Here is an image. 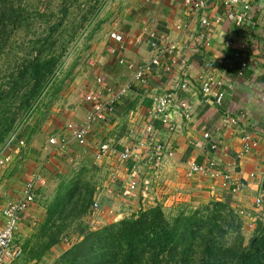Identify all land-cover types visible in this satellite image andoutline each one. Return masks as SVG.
<instances>
[{"label":"crops","instance_id":"1","mask_svg":"<svg viewBox=\"0 0 264 264\" xmlns=\"http://www.w3.org/2000/svg\"><path fill=\"white\" fill-rule=\"evenodd\" d=\"M106 4L99 10L107 21L97 33L102 40L91 49V66L86 65L81 72L84 95L100 89L102 97L111 98L124 84H130V88L114 102L107 120L93 125L85 145L71 138L68 142L90 149L93 154L102 144L116 152L125 146L138 149L137 161L121 162L114 153L98 160L108 179L102 191L110 197L108 209L135 214L159 204L170 211L180 200L201 194L211 200L228 201L243 219L261 211L264 216V54L259 45L264 32V5L255 1L227 5L223 0H108ZM237 13L244 16L242 24L236 23ZM203 19H207V25L202 24ZM111 32L122 36L121 47L115 53L109 50L117 47L109 37ZM241 46V57L237 58L235 53ZM155 56H159L160 64L145 74L144 82L135 79L133 69L118 63L122 59L142 64ZM208 61L215 62L217 69H207ZM206 70L221 81L224 96L220 104L214 102L213 96L200 93L198 75ZM98 77L104 79L105 88L97 85ZM183 81L188 86L185 90L180 88ZM158 93L178 94L188 103V118L172 109L173 130L167 131L159 121L152 122L148 117L151 99ZM89 104L84 105L87 110H91ZM87 110H72L71 121L81 124ZM225 114L237 117L238 124L224 125ZM150 124L151 133L146 131ZM58 127L53 122L50 129ZM244 132L254 140L247 152L242 148ZM60 135L69 138L70 133L66 128ZM47 142L46 149L51 153L60 150ZM154 143L162 144L164 150L156 168L150 157ZM67 153L69 164L78 165L73 151ZM210 161L215 164L211 170L230 175L224 187L219 178L201 173L188 175L191 162L207 165ZM12 163L0 168V228L5 222L6 205L18 200L31 181L35 198L19 215L13 236L23 255L9 264L50 263L59 246L52 247V255L46 253L36 263L26 252L34 242V225L45 219L44 207L52 191L44 190L46 177L32 160L17 158ZM133 179L137 181L134 192L128 187ZM144 180L149 184L143 186ZM256 198L261 199L260 206H256Z\"/></svg>","mask_w":264,"mask_h":264},{"label":"trees","instance_id":"2","mask_svg":"<svg viewBox=\"0 0 264 264\" xmlns=\"http://www.w3.org/2000/svg\"><path fill=\"white\" fill-rule=\"evenodd\" d=\"M21 2L0 0V147L44 96L60 66V52L53 51L54 35L67 9H61L57 20L37 14L44 24L43 32L26 45L14 47L8 43L7 33H16L23 23L28 26L33 22L31 15H21L25 11L19 6ZM73 181L57 191L47 206L43 226L61 216L74 198L78 199L74 205L81 204L80 209L76 208L78 214L86 212L93 190L78 194L79 182ZM242 223L228 201L212 200L195 208L174 207L171 212L157 204L84 230L81 238L52 264H264V222L257 223L248 241ZM54 243H48L44 251Z\"/></svg>","mask_w":264,"mask_h":264},{"label":"rangeland","instance_id":"3","mask_svg":"<svg viewBox=\"0 0 264 264\" xmlns=\"http://www.w3.org/2000/svg\"><path fill=\"white\" fill-rule=\"evenodd\" d=\"M21 1L19 6L25 9L24 12H21V15H31L33 22L28 26L23 23L22 28L20 27L16 33H7L8 43L14 45V47L26 45L28 41L34 40L37 34L43 32L45 27L37 14L43 13L45 16H50L51 20H57L61 16V9L66 8L67 15L63 19L62 26L54 35L56 44L53 51H56V53L60 52V66L53 80L48 84L44 96H40L38 103L28 112L26 120L24 119L25 121L23 120L21 124H16L17 127L14 128L15 134L24 138L25 143H23V147L9 150V162L11 164L14 159L22 160L26 157L27 160L29 159L34 164L36 163L35 167L41 168L42 177H46L44 190L49 193L52 191L50 198L46 200L45 212L47 211V206L54 200L57 191L59 192L63 188L62 186L72 179L74 180L73 183L79 182L78 194H83L90 189L93 190L91 202L84 214H78L76 208L80 209L81 204L74 205L76 199L74 198L64 209L65 215L62 213L61 216L53 217V220L46 226H43V220L34 225L32 235L34 236V242L30 246L33 252L30 253L28 250L26 255L31 260L34 259L36 263L46 253L52 255L50 253L52 247L59 246L57 251H54L50 263L47 262V264H52L73 242L81 238L84 230L104 226L131 215L129 211L108 209L110 197L102 194L103 184L108 179L106 174H104V166L97 163L99 161L95 158V153L93 154L90 149H83L77 144L70 142L66 146L60 147L58 152L54 153L52 151L51 153L46 149L48 146L46 147L45 145L50 133H55L58 136L65 132L68 122H72V110L76 112L87 110L86 106H84L87 103L83 97L85 88L82 83L81 72L86 69V65L91 66L89 62L91 49L102 40L101 35L97 33L98 31L100 33L107 21L105 19L106 15L102 13V10H99L100 7L107 5L108 0ZM17 4L15 3L14 5ZM0 69H2L1 63ZM100 99L105 102L109 100V97L104 98L101 96ZM53 122L58 124L59 127L57 129H50L53 126ZM68 151H73L76 156L74 160L78 162V165L74 163L71 166L69 164ZM53 155L57 157L53 158ZM16 166L14 170L17 169ZM77 166L78 168H76ZM131 191L134 192V190ZM213 200L215 201V199ZM209 201H212L211 198L201 194H194L193 199L185 198V200H180L175 208L177 210V208H183L185 205L188 208H195L200 203L203 204ZM96 202H98L97 208L94 207ZM166 212H171V210ZM238 215L241 217L240 214ZM256 216L249 219L241 217L243 219L242 230L246 241L252 236L253 229L256 228L257 223L264 222L262 211ZM50 242L55 243L44 251Z\"/></svg>","mask_w":264,"mask_h":264},{"label":"built area","instance_id":"4","mask_svg":"<svg viewBox=\"0 0 264 264\" xmlns=\"http://www.w3.org/2000/svg\"><path fill=\"white\" fill-rule=\"evenodd\" d=\"M175 1V0H170ZM227 5H234L240 2L246 1H255L259 2L264 5V0H223ZM202 5V4H197ZM244 9H247V6H244ZM235 20L237 24H242L244 22V16L241 13L235 14ZM207 19L202 20V24L207 25ZM109 37L115 42L117 47L111 46L109 50L112 53H115L116 48L121 47L122 44V36L119 33L111 32ZM260 48L264 54V32L262 34V39L260 41ZM241 46L240 51L235 53L237 58L241 57ZM119 64L125 65L129 69L134 70V77L135 79L144 82L145 81V74L150 72L154 66L160 64L159 56H155L149 60L147 63L142 64H132L129 62H125L122 59L118 60ZM244 65V63L242 64ZM207 69L216 70L217 65L213 61H208L205 64ZM198 79L200 81V93L204 96H213L214 102L216 104H220L224 92L221 90V81L216 79L214 75L210 74L208 70L202 72L198 75ZM96 83L98 86L105 88L106 85L104 83V79L98 77L96 79ZM187 83L185 81L180 83L181 90L187 89ZM109 88V87H107ZM130 88V84H124L119 88L117 94L112 95L111 98L107 101H102L100 99V89L99 90H92L87 92L83 95L84 100L87 103L91 104V110L85 116L84 120L81 124L77 125L73 122H69L67 124V130L70 133L69 138L64 135L51 136L48 138L47 144L53 147H63L68 144L69 139L74 140L75 143L83 146L87 141V136L92 130L94 124L98 122L106 121L108 118V114L112 111L114 102L118 100L125 92ZM175 93V92H174ZM174 93H158L154 94L151 99V107L148 110V117L152 122L159 121L160 124L166 128L167 131L174 129V123L171 116L172 109L179 111L185 118L189 116L188 110V103L185 99L178 96V94ZM176 104V106H174ZM223 124L236 126L238 124L237 117H231L228 114H225L223 117ZM146 131L151 133L153 131V124L147 125ZM17 135L14 133L10 135L4 144H1L0 147V167H4L10 160L9 150L12 146H15L16 149L23 147V143H25L23 138L17 139ZM204 137H208V134H204ZM250 134L248 132H244L242 136V148L244 152H247L251 145L254 144V140L250 138ZM109 153H114L118 156V159L121 162H126L129 160L137 161L140 159V154L138 149L132 146H125L120 152L114 151L112 148L109 147L107 144H102L99 146L98 150L96 151L95 158L97 160L102 159ZM164 156L163 146L160 143H154L152 148H150V157L155 168L161 163ZM214 162L210 161L207 165H199L195 162H191L189 165L188 175L191 176L195 173H201L204 175H209L212 178H219L220 182L223 187L225 184H228L231 180L230 175L228 173H220L218 171L211 170L214 167ZM209 167V169H207ZM149 184L148 180L143 181V186ZM137 181L131 180L130 185L128 186L130 190H135L137 187ZM34 189V182H29L25 188L22 190V196L15 201L8 202L5 209L3 210V216L5 218V222L3 226L0 228V264H9L18 260L23 255V249L20 245L15 243L14 235L18 228L19 223V215L25 211L31 203H33L35 198V191ZM256 206H260L262 201L260 198H256L255 200ZM97 202L94 203V207L97 208Z\"/></svg>","mask_w":264,"mask_h":264},{"label":"water","instance_id":"5","mask_svg":"<svg viewBox=\"0 0 264 264\" xmlns=\"http://www.w3.org/2000/svg\"><path fill=\"white\" fill-rule=\"evenodd\" d=\"M262 190H263V196H262L263 198L262 199L264 201V182L262 183Z\"/></svg>","mask_w":264,"mask_h":264}]
</instances>
